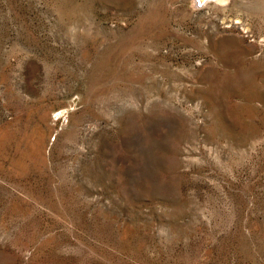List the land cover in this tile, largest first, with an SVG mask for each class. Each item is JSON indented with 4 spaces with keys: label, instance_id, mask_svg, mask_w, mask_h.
<instances>
[{
    "label": "rangeland",
    "instance_id": "1",
    "mask_svg": "<svg viewBox=\"0 0 264 264\" xmlns=\"http://www.w3.org/2000/svg\"><path fill=\"white\" fill-rule=\"evenodd\" d=\"M0 264H264V0H0Z\"/></svg>",
    "mask_w": 264,
    "mask_h": 264
}]
</instances>
